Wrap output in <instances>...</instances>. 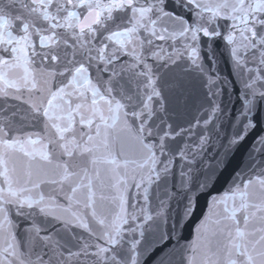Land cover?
<instances>
[{
  "label": "snow or ice",
  "instance_id": "6c2138e0",
  "mask_svg": "<svg viewBox=\"0 0 264 264\" xmlns=\"http://www.w3.org/2000/svg\"><path fill=\"white\" fill-rule=\"evenodd\" d=\"M262 123L264 0H0V264H264Z\"/></svg>",
  "mask_w": 264,
  "mask_h": 264
},
{
  "label": "water",
  "instance_id": "95a60500",
  "mask_svg": "<svg viewBox=\"0 0 264 264\" xmlns=\"http://www.w3.org/2000/svg\"><path fill=\"white\" fill-rule=\"evenodd\" d=\"M206 39V38H205ZM218 49L222 48V43L217 45ZM221 69L224 70L225 73L229 71L228 65L221 60L220 64ZM233 100H235V96H233ZM235 107L238 105H229V111L232 112ZM195 110L193 109L189 118L195 116ZM226 131H230L227 129V121H225ZM264 134V123L261 124L255 131L250 133L245 141L237 148L234 149L229 156L223 160V163L216 168V160L214 159L215 150L210 149L208 154L205 156L203 160V168L208 170L210 173H213V181L210 186V194L204 193L199 197L198 207L196 208L195 214L191 216L190 219L184 222V226L180 229V245H185L191 242L196 234V227L200 220L203 218L204 214L208 211V202L211 198V195L222 194L226 191L230 185L232 184L233 178L237 173H242L246 169L249 163V153L252 149V146L256 142L257 138ZM222 133V137H223ZM253 155H256L253 153ZM260 157L257 156V159ZM223 159V158H222ZM176 204L173 202V208L175 209ZM176 241L173 239L168 245H166V249L170 248ZM160 255V252L157 251L151 257L148 258L147 264H155L157 256ZM170 264H187L186 255L181 248H176L171 253Z\"/></svg>",
  "mask_w": 264,
  "mask_h": 264
}]
</instances>
